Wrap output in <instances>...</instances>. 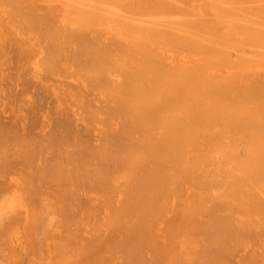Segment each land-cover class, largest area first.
I'll return each mask as SVG.
<instances>
[{"label": "bare ground", "instance_id": "1", "mask_svg": "<svg viewBox=\"0 0 264 264\" xmlns=\"http://www.w3.org/2000/svg\"><path fill=\"white\" fill-rule=\"evenodd\" d=\"M37 83L56 116L0 115L5 264H264V0H0V104Z\"/></svg>", "mask_w": 264, "mask_h": 264}, {"label": "rangeland", "instance_id": "2", "mask_svg": "<svg viewBox=\"0 0 264 264\" xmlns=\"http://www.w3.org/2000/svg\"><path fill=\"white\" fill-rule=\"evenodd\" d=\"M17 57H18V55L17 54H13V58H15V60L17 59ZM30 74V72H27L26 74H25V72H24V75H23V77L24 78H28L29 79V77L30 76H28ZM7 78L8 79H10V80H13V77H11V76H7ZM14 79H17V77H15ZM25 80V79H24ZM4 83L6 82L5 80L3 81ZM5 84H7V82L5 83ZM7 86V85H6ZM32 87H29V89H27V90H31L30 92H28V93H23L22 91H24V90H21V93L19 94L18 92H17V94L16 95H20L19 97H17L16 95V97L14 96V99H13V102H7V103H12V104H10V105H6V103H3V104H0V115H2L1 116V119H2V117L4 118V116H5V118H4V120H6L5 122H8L9 120L10 121H15V118L13 119L12 117V119H6L7 117H8V115H12V116H14V117H16L15 116V114H14V112H15V110H16V112H18V114H22L23 115V113H24V115L25 116H27V119H28V117H29V119H31L32 121H33V125L36 123V125H37V118L39 117H33V115L37 112L38 113V111H36L35 110V106H36V109H39L40 107H42L43 109V111L45 110V109H49L48 110V112L50 111V113L52 112L53 113V115L54 116H56V114H54L55 113V108H56V106H54L55 104H53L54 102V100H50L51 98L49 97V101H48V94L45 96V94H46V92H44V89H42L43 87H42V85L40 84H36L35 86L34 85H31ZM41 86V87H40ZM6 88V87H5ZM18 88H20V87H18ZM31 88V89H30ZM32 88H33V90H32ZM21 89V88H20ZM19 90V89H18ZM17 90V91H18ZM25 94V95H24ZM31 95V96H30ZM32 96H34L33 98H32ZM38 96H40V97H38ZM44 96H45V100H46V102L44 101ZM43 97V98H42ZM19 98V99H18ZM29 99L30 101L28 102L27 101V99ZM39 100V102H37L36 100ZM40 98V99H39ZM22 99V100H21ZM42 99V100H41ZM24 100H25V102H24ZM35 100V101H34ZM43 102L44 101V104L45 105H42V103H40L41 101ZM20 102V103H19ZM23 102H24V104H23ZM48 102V103H47ZM13 103H14V105H13ZM41 104L42 106H40V105H35V104ZM51 104V106H50V104ZM49 104V105H48ZM21 105H23V106H21ZM26 105H29V106H27V107H25ZM30 105H31V107H30ZM47 105V106H46ZM40 106V107H39ZM43 106H46L45 107V109H44V107ZM54 107V109H53V107L50 109L49 107ZM66 107H64V109H65V116H70V118L72 117V115H73V113L72 112H70V111H68L69 110V108L70 107H67V106H69V105H65ZM38 107V108H37ZM18 110H17V109ZM28 108V109H27ZM32 108V109H31ZM15 109V110H14ZM25 109V110H24ZM29 109H30V111H29ZM9 110H12V111H14V112H10ZM27 111H28V113H27ZM36 111V112H35ZM68 111V113H66ZM8 112V113H7ZM71 114H70V113ZM13 113V114H12ZM27 113V114H26ZM36 113V115H34V116H37L38 114ZM51 113V114H52ZM5 114V115H4ZM28 114H31V116H29ZM50 114V115H51ZM4 115V116H3ZM52 116V115H51ZM64 116V117H65ZM31 117V118H30ZM53 117V116H52ZM50 118V121L52 122L51 124H49V126H54V125H52V124H55V122L53 123V121H56V117L54 118ZM9 118V117H8ZM33 118H35V119H33ZM53 119H55V120H53ZM87 119V118H86ZM29 121L30 122V125L32 124L31 122L32 121ZM35 120V121H34ZM9 121V122H10ZM37 121V122H36ZM29 122H28V124H29ZM35 122V123H34ZM11 123V122H10ZM6 125H9V123H5ZM38 126V125H37ZM78 128L80 129V128H83L84 129V126H83V124H80L79 123V125H78ZM52 129V128H51ZM53 129H55V127L53 128ZM82 129V130H83ZM32 131H33V128L31 129ZM36 131V129H34V132ZM32 133V134H36V133ZM80 132L82 133V131H81V129H80ZM104 132V131H103ZM103 132L101 133V135L103 134ZM31 133V132H30ZM32 134H31V137H32ZM29 135V134H28ZM72 150H76V148H72ZM41 161V159H35V162H40ZM29 171L27 170V171H25V170H20V171H16V172H13V173H3L2 174V177H1V179H4V180H6V182H10L12 185H17V184H19L20 182L22 183V181H24L25 179H24V176L28 173ZM49 179V178H48ZM24 185V184H23ZM25 186V185H24ZM17 188H19V186L17 187ZM17 188H11V189H9L8 190V193H10V192H15V191H19V190H22L23 189V187H21V188H19V190H16ZM60 188V187H59ZM60 189H62V188H60ZM25 190V189H24ZM53 190H54V187L53 188H49V189H47L46 191H48V193L50 194V196H48V197H52V198H56V199H58V198H64V199H68V200H70L71 202H72V204H71V210H72V215H73V217H74V220L76 219V217H78V216H80L82 213H83V211H84V209H85V206H84V198H81V199H74L71 195H66V193H65V190L66 189H62L63 190V193H60L59 195H54L55 193H53ZM78 191H79V194L80 195H82V196H84L85 195V191H84V189L83 188H81V187H79L78 189H77ZM4 192H5V190H4ZM92 199V198H91ZM4 208H0V210H3ZM55 215H56V219L60 222V225L59 226H56V229H55V237H56V239L58 238V239H60L61 237L60 236H62V235H64V233H63V229H62V224H61V219H60V215H61V207H60V204H59V202H55ZM71 230H72V235H73V239L75 240V241H79V242H81V243H83L86 239H87V237L89 236V234H91L92 233V231H93V229L92 228H87V229H85V233H84V235H80L79 233H77L75 230H74V227H72L71 226V228H70V232H71ZM70 234V233H69ZM68 238H69V235H68ZM110 238V237H109ZM6 241L8 242V241H10V238L8 239H6ZM7 253V254H6ZM2 252V254H3V259L5 260L4 261V263L2 262V264H5V263H7V262H9V260H10V262L14 259V257L12 256V254H10V253H8V252ZM1 253H0V255H2ZM4 254H6L5 256H4ZM9 254H10V256H9ZM9 257H10V259H9ZM89 258H96V260L95 261H93L91 264H93L94 262H100L101 260H103L105 257H106V255H105V252H104V250L103 249H95L93 252H91L90 254H89V256H88ZM0 261H1V259H0ZM3 261V260H2ZM1 263V262H0Z\"/></svg>", "mask_w": 264, "mask_h": 264}]
</instances>
